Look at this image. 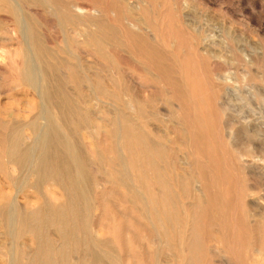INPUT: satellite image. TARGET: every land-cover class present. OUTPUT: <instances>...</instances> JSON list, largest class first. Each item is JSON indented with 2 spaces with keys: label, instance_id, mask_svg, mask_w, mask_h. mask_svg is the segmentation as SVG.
<instances>
[{
  "label": "rangeland",
  "instance_id": "374dc122",
  "mask_svg": "<svg viewBox=\"0 0 264 264\" xmlns=\"http://www.w3.org/2000/svg\"><path fill=\"white\" fill-rule=\"evenodd\" d=\"M45 1L0 0V264H10L12 260L16 264H30L32 252L39 246L46 247L47 237L53 238L56 247L63 241L60 243L63 249L72 246L70 240L77 244L78 237H72L68 224L58 214L61 200L68 196L66 190L73 186L76 190L73 189V196L84 203L83 210L90 215L92 237L99 243L94 245L101 252L99 264H153L151 256L154 260L159 257L154 264H255L252 257L260 248L255 234L264 223V0H58L60 5L56 0ZM74 4L86 9L84 15L96 17L77 14L78 18L66 20L64 11L75 12ZM82 15L90 21L84 22ZM97 17L99 24L93 21ZM33 20L36 22L32 23ZM79 20L89 25H82ZM26 22L32 28L31 33L32 30L35 33V38L29 41L22 34ZM96 27L106 31L98 33ZM134 32H139L137 38L138 33ZM141 36L149 40L144 38L149 45L143 44ZM56 58L63 64L60 60L56 62ZM35 68L41 75L44 73V80H50L43 88L46 105L30 84ZM52 68L60 73L55 74ZM63 74L66 76L62 77ZM122 79L126 84L122 85ZM130 128L163 143L169 151L166 158L156 157V161L180 214L175 221L176 233L172 231V223L165 221L173 234L170 241L160 232L158 222H154L149 210L151 203L145 202L150 195L139 183L135 170L128 169L129 177H135L129 178L134 180H129V185L117 181L112 174L120 165L119 171L127 173L121 135ZM252 129L257 134L255 139L244 134V130ZM44 133L47 140L51 137L53 141L47 151L36 145L41 135L40 138L46 137ZM231 141L235 147L248 144L254 156H245L240 162L230 152H233ZM34 149L38 154L55 152L61 174L54 171L53 178L52 174L46 176L38 162L32 168L30 152ZM119 153H123L121 158ZM113 156L118 160H112ZM92 176L95 184H91ZM148 176L152 177V173ZM44 178L47 180L42 184ZM60 180L68 185L67 189ZM58 185L61 189H56ZM128 186H136L133 190L137 197ZM160 188L159 184L154 185L156 192ZM44 202L54 207H49L50 219L44 213L35 217L32 214ZM12 208L17 209L16 217ZM7 211L14 215L13 224L7 221ZM52 225L58 227L54 229ZM10 226L18 228L13 230ZM60 233L64 235L60 237ZM162 241L170 243L171 249L165 248ZM81 243L77 245L82 247ZM231 245L233 251L229 249ZM189 246L197 251L188 252ZM78 252L79 248L73 256L77 254L79 258ZM90 264L98 263L91 260Z\"/></svg>",
  "mask_w": 264,
  "mask_h": 264
},
{
  "label": "bare ground",
  "instance_id": "6f19581e",
  "mask_svg": "<svg viewBox=\"0 0 264 264\" xmlns=\"http://www.w3.org/2000/svg\"><path fill=\"white\" fill-rule=\"evenodd\" d=\"M37 1V0H36ZM39 1V0H38ZM41 1V0H40ZM43 1V0H42ZM57 2H59L58 0H56ZM63 2H64V0H62ZM44 2L46 3V1L44 0ZM41 3V2H40ZM47 3H49V2H47ZM52 2L50 1V4H51ZM60 3L61 2H59L58 4L60 5ZM77 3V2H76ZM72 4V3H71ZM45 5H47V4H45ZM53 5V4H52ZM62 5V4H61ZM75 5V4H74ZM74 5L72 6V7H74ZM79 5H81V4H79ZM48 6V5H47ZM51 5H49V7H50ZM52 7H54V6H52ZM58 6H57V4H56V8H57ZM72 7L70 8V9H72ZM84 7V6H83ZM55 8V7H54ZM53 8V9H54ZM69 8L67 7V9L69 10ZM75 8H77V9H72L73 11H75V12H71V10L70 11H64V14H65V17L67 18H65L66 20H68L69 21V19H74L76 16H77V14H83L84 15V11L86 10V9H83L82 7H80V6H78L77 5V7H76V5H75ZM58 9V8H57ZM56 10V9H55ZM88 10V9H87ZM56 11H58V10H56ZM97 11V10H96ZM55 12V11H54ZM86 12H88V11H86ZM94 13H95V11H94ZM97 13V12H96ZM98 13H100V12H98ZM58 14V13H57ZM63 14V15H64ZM88 14L90 15V16H95L96 17V15H91L90 13H87V15H84V16H88ZM30 15V17H31V14H29ZM82 15V17L84 18V16ZM33 16V15H32ZM37 16V15H36ZM34 17V16H33ZM57 17H58V15H57ZM79 17V16H78ZM78 17H76V18H78ZM36 18H39V17H36ZM36 18H35V20H36ZM43 18V17H42ZM59 18V17H58ZM81 18V17H80ZM86 18V17H85ZM83 19L84 20V22L85 21H87V20H89L88 19V17H87V20L86 19ZM94 18V17H93ZM98 18V17H97ZM167 18V17H166ZM31 19H32V17H31ZM61 19V18H60ZM91 19V18H90ZM99 19V18H98ZM96 20V18L93 20V21H96V23H98L97 21H100V19L99 20ZM35 20H33L32 21V23L35 21ZM41 20V19H40ZM47 20V19H46ZM41 21H44V20H41ZM62 21V20H61ZM71 21V20H70ZM81 20H79V22H80ZM90 21V20H89ZM88 21V22H89ZM36 22V21H35ZM34 22V23H35ZM38 22H39V19H38ZM67 22V21H66ZM65 22V23H66ZM72 22V21H71ZM76 22H77V20H76ZM84 22H80L82 25H85V24H87V25H89L88 23H85L84 24ZM103 22V21H102ZM69 23V22H68ZM74 23H75V21H74ZM90 23H94V22H90ZM101 23V22H100ZM131 23V22H130ZM71 24V23H70ZM77 24H79V23H77ZM99 24V23H98ZM103 24V23H102ZM105 24V23H104ZM103 24V25H104ZM112 24V23H111ZM132 25L134 24V21H133V23H131ZM24 26H23V31H22V34H23V37H25L26 38V40H28L29 41V38L31 39V37L32 38H35V33L33 32V30H32V33H31V27L27 24V22L26 23H24L23 24ZM72 25V24H71ZM76 25V24H75ZM103 25H102V27H103ZM105 25H107V24H105ZM110 25V24H109ZM130 25V24H129ZM36 26H38V25H36ZM79 26L80 27H82L80 24H79ZM86 27H88V26H86ZM102 27H100V28H102ZM112 27H114V25L112 26ZM37 28V27H36ZM84 28H85V26H84ZM97 28V32H98V30H99V32L98 33H100V30L101 29H99V27H96ZM87 29H89V28H86V30ZM114 29L115 30H118V29H116V27H114ZM85 30V31H86ZM103 30V29H102ZM101 30V31H102ZM105 31H106V29H104ZM103 30V31H104ZM107 30H110V29H108V25H107ZM89 31V30H88ZM88 31H87V33H88ZM102 31V32H103ZM114 31V30H113ZM112 31V32H113ZM128 31V30H127ZM131 31L132 30H130V36H131ZM81 32V31H80ZM15 33V32H14ZM77 33H78V31H77ZM91 33V32H90ZM104 33H106V32H104ZM109 33H110V31H109ZM114 33V32H113ZM134 33H136V32H134ZM134 33H132V34H134ZM138 33V34H137ZM136 34H137V36H136V38L139 36V32H137ZM20 34V33H19ZM82 34V33H81ZM85 34H86V32H85ZM91 34H93V33H91ZM91 34H89V35H91ZM115 35L116 34H118V31H117V33H114ZM141 34V33H140ZM78 35H80V34H78ZM83 35V34H82ZM95 35V34H94ZM107 35H109L108 34V32H107ZM141 35H143V34H141ZM81 36V35H80ZM93 36V35H92ZM96 36V35H95ZM133 37H134V35H132ZM131 36V37H132ZM83 37H84V35H83ZM88 37V36H87ZM97 37V36H96ZM132 37V38H133ZM141 37H143V44L145 45V44H147L148 42H147V38H145V36H141ZM140 37V39L139 40H141L142 38ZM147 39V40H145V39ZM170 38V37H169ZM93 39L95 40V37L93 36ZM97 39V38H96ZM85 40H87V39H85ZM93 40V41H94ZM134 40H135V37H134ZM137 40V39H136ZM139 40H137L136 42L141 46L142 45V47L144 46L143 44H140L139 43ZM146 41V43H145V41ZM96 41V40H95ZM121 41V40H120ZM149 41V40H148ZM97 42H98V40H97ZM141 42V43H142ZM187 42V41H186ZM185 42V43H186ZM97 45H98V43H97ZM101 45H102V43H101ZM147 45H149V43L147 44ZM30 47H31V45H30ZM99 47H100V45H99ZM141 47V48H142ZM148 47V46H147ZM151 47V46H150ZM149 47V48H150ZM27 48V47H26ZM32 48V47H31ZM146 48V47H145ZM143 49H144V47H143ZM152 49V48H151ZM32 50V49H31ZM119 50V49H118ZM144 51V50H143ZM147 51L148 52H150V50H148L147 49ZM146 51V52H147ZM212 51V50H211ZM152 52H154V54H156L157 53V51H153L152 50ZM156 52V53H155ZM71 53V52H70ZM106 56V55H105ZM157 57H158V54L156 55ZM161 56V55H160ZM185 56V55H184ZM193 56V55H192ZM246 56V55H245ZM26 57V56H25ZM239 57V56H238ZM242 57V56H241ZM36 58H37V56H36ZM40 58V57H39ZM51 58V57H50ZM216 58V57H215ZM247 58V57H246ZM61 59H63V58H61ZM193 59V58H192ZM58 60H60V59H58ZM57 60V58H56V62L58 61ZM158 60V59H157ZM195 60V59H194ZM201 60V59H200ZM51 61H52V58H51ZM63 61V60H62ZM54 62V61H53ZM195 62V61H194ZM241 62V61H240ZM30 63V62H29ZM47 63V62H46ZM59 63V62H58ZM60 63L61 64H63L62 62H61V60H60ZM44 64V63H43ZM56 64L57 63H55V66H56ZM157 64V63H156ZM160 64V63H159ZM196 64V63H195ZM48 65V64H47ZM78 65V64H77ZM46 66V65H45ZM50 66V65H49ZM52 66V65H51ZM59 66V65H58ZM57 66V67H58ZM67 66H70V65H67ZM214 66V65H213ZM217 66V65H216ZM163 67V66H162ZM25 68V67H24ZM79 68V67H78ZM117 68V67H116ZM43 69H44V67H43ZM42 69V70H43ZM53 69V71L55 72V74L56 73H60V72H56V70H55V68H52ZM28 70V69H27ZM70 70V69H69ZM71 70H72V68H71ZM70 70V71H71ZM74 71H75V69H73ZM72 70V71H73ZM44 71V70H43ZM73 71V72H74ZM45 72V71H44ZM210 72V71H209ZM32 74L30 75L31 77L29 78V80H30V84H31V86L34 88V89H36L37 90V92L39 91V94H40V98L43 100L42 101V103L44 102V97H43V95H45V94H43V88H45V86H48V83L50 82V80H49V82H48V80H44L45 78L44 77H46V76H44V77H42L43 75H44V73H42L43 75H41V71L40 70H37L36 68H35V71H32L31 72ZM46 73H48V72H46ZM62 74V73H61ZM73 74V73H72ZM199 74V73H198ZM47 75V74H46ZM52 75V74H51ZM50 75V76H51ZM64 75V74H63ZM76 75V74H75ZM26 76V75H25ZM49 75H47V77H48ZM57 76H59V75H57ZM60 76H62V75H60ZM66 75H64V76H62V77H65ZM77 76V75H76ZM68 77V76H67ZM66 77V78H67ZM199 77V76H198ZM214 77V76H213ZM49 79H50V77H48ZM54 78V77H53ZM52 78V79H53ZM77 78V77H76ZM62 79V78H61ZM71 79H72V77H71ZM79 79H81V78H79ZM79 79L76 81V83H78V81H79ZM119 80H120V78H118ZM212 79V78H211ZM55 80V79H54ZM57 80V79H56ZM64 80H66V79H64L63 78V81ZM69 80V79H68ZM82 80V79H81ZM91 80V79H90ZM89 80V81H90ZM116 80H117V78L115 79V82H116ZM123 81V83H122V85H124V83L126 82H124V79H122ZM51 81H53V80H51ZM58 81V80H57ZM61 81V80H60ZM59 81V82H60ZM75 81V80H74ZM118 81V80H117ZM121 81V80H120ZM120 81H119V83H120ZM64 82H66V81H64ZM81 82H83V81H80L79 83H80V85H81ZM92 82H93V80H92ZM113 82V84H114V81H112ZM26 83H28V82H26ZM53 83V82H52ZM61 83H63L62 81H61ZM60 83V84H61ZM68 84H69V82H67ZM75 83V82H74ZM90 83V82H89ZM92 84V83H91ZM116 84H118V83H116ZM116 84H115V86H116ZM126 84V83H125ZM138 84V83H137ZM29 85V84H28ZM50 85H52V84H50ZM54 85V84H53ZM64 85V84H63ZM79 85V84H78ZM94 85V84H93ZM30 86V85H29ZM56 86H58V82L56 83ZM121 86V85H120ZM64 87H65V85H64ZM58 88H60V86L58 87ZM47 89V88H46ZM209 89H212V87L210 88L209 87ZM48 90V89H47ZM52 90V89H51ZM54 90V89H53ZM189 91V90H188ZM224 91V90H223ZM47 92V91H46ZM62 90H61V94H62ZM200 93V92H199ZM38 94V95H39ZM65 94V93H64ZM55 95V94H54ZM57 95H58V93H57ZM48 96V95H47ZM59 96V95H58ZM63 96V95H62ZM191 96V95H190ZM214 96V95H213ZM46 98V97H45ZM64 98V97H63ZM215 98V97H214ZM39 100V99H38ZM49 100V99H48ZM59 100V99H58ZM65 100V99H64ZM203 100H204V98H203ZM71 101V100H70ZM75 101V100H74ZM183 101V100H182ZM59 102H60V100H59ZM65 102H67V101H65ZM65 102H63V103H65ZM45 103V102H44ZM43 103V104H44ZM52 103V102H51ZM61 103V102H60ZM95 103V102H94ZM139 103V102H138ZM197 103V102H196ZM65 104H67V103H65ZM75 104H76V102H75ZM45 105H46V103H45ZM44 106V105H43ZM42 106V107H43ZM140 106V105H139ZM142 106V105H141ZM195 106V105H194ZM45 108H46V106H44ZM75 107V106H74ZM78 107V106H77ZM220 107V106H219ZM45 108H44V110H45ZM119 108V107H118ZM141 109H142V107H140ZM48 109V108H47ZM59 109V108H58ZM75 109V108H74ZM219 109H221V108H219ZM41 110H42V108H41ZM195 110V109H194ZM194 110H193V112H194ZM48 110H45V112H47ZM78 111H80V110H78ZM77 111V112H78ZM81 111H82V109H81ZM137 111V110H136ZM220 111V110H219ZM223 111V110H222ZM60 112V111H59ZM58 112V113H59ZM76 112V111H75ZM76 112V113H77ZM112 112V111H111ZM115 112V111H114ZM75 113V114H76ZM80 113H82V112H80ZM79 113V114H80ZM45 114V113H44ZM63 114V113H62ZM71 114V113H70ZM74 114V113H73ZM83 114H84V112H83ZM82 114V115H83ZM120 114H122V113H120ZM129 114V113H128ZM78 115V114H77ZM76 115V116H77ZM131 115V114H130ZM202 115V114H201ZM211 115V114H210ZM80 116V115H79ZM85 116V115H84ZM122 116V115H121ZM123 116H125V114L123 115ZM220 116V115H219ZM86 117V116H85ZM88 117V116H87ZM120 117V115L118 116V118ZM133 117V116H132ZM194 117H195V115H194ZM66 118V117H65ZM123 119L125 118H127V117H122ZM199 118V117H198ZM77 119H79V117L77 118ZM116 119V118H115ZM114 119V120H115ZM124 119V120H125ZM133 119V118H132ZM221 119V118H220ZM57 120H59V119H57ZM74 120V119H73ZM88 120V119H87ZM191 120V119H190ZM62 121V120H61ZM70 121V120H69ZM118 121V119H116V122ZM121 121V120H120ZM75 122V121H74ZM80 122V121H79ZM112 122L115 124L116 122H114L113 120H112ZM122 122V121H121ZM132 122V121H131ZM47 123V122H46ZM111 123V122H110ZM133 123V122H132ZM209 123V122H208ZM49 124V123H48ZM62 124V123H61ZM69 124V123H68ZM75 124V123H74ZM113 124V125H114ZM122 124V123H121ZM124 124V123H123ZM220 124V123H219ZM70 125H71V122H70ZM111 125V124H110ZM117 125V124H116ZM116 125H114V126H116ZM120 125V124H119ZM133 125H134V123H133ZM136 125V124H135ZM113 126V127H114ZM64 127V126H63ZM67 127V126H66ZM122 127V125L120 126V128ZM45 128V127H44ZM43 128V129H44ZM65 128V127H64ZM180 128H182V127H180ZM257 128V127H256ZM50 129V128H49ZM116 129V128H115ZM122 129V128H121ZM135 129V128H134ZM182 129H184V128H182ZM125 130V129H124ZM240 130V129H239ZM28 131V130H27ZM45 131H48V130H45ZM122 130H120V132H121ZM126 132H125V134H122L121 135V143H122V145L124 146L123 148H124V150H123V153H126V155L125 156H123L124 157V162H123V164H125V168H126V174H124V172L123 173H121L119 170H120V167L122 166V165H120V167L117 169V170H113L114 171V173H112L113 175H114V177H116L117 178V181L119 180L121 183H123L124 185H129V178L132 176L133 177V175H131L130 177H129V171H128V169H129V167H130V169L132 168V171L133 170H135V172H136V176H137V179L139 180V183H141V184H143V186H144V188H145V190H146V192L150 195V198L149 199H145V202L147 201V200H149L150 201V203H151V209H149V210H152V213H153V216H154V218H155V220H154V222L156 221V222H158L157 224H159V226L158 227H160V232L163 234V236L166 238V240H169L170 238V234H172V232H171V229H170V227L168 228V226H165L166 224H165V221H168L169 223H172V225H171V227H172V231L174 232V233H176L175 231H176V226H175V221H178L179 219H180V214H179V211H178V209H177V207H176V205H175V202L172 200L173 199V197H172V192H171V189H170V187H169V185H168V183H167V180H166V178H165V176L163 175V172L161 171V168L157 165V159H156V157H158V158H160L161 156H164L165 157V155L167 156V154H168V150L166 149V146L164 147L162 144H160V142L158 143L157 141L156 142H154L152 139H150L151 137L148 135V137L147 136H145L144 135V133L142 134L141 132V134L142 135H140V134H138V129H137V131H135V130H133V129H128V130H125ZM253 131V129L251 130V132L250 131H248V130H244V134L245 135H247L248 136V138L250 137V138H254V136L255 135H257V134H255V133H253L252 132ZM259 131V130H258ZM61 132H63L62 130H61ZM109 132V131H108ZM114 132H116V131H114ZM241 132H243V131H241ZM188 133V132H187ZM261 133V132H260ZM39 134V133H38ZM41 134V133H40ZM69 134V133H68ZM118 134V133H117ZM147 134V133H146ZM186 134V133H185ZM193 134V133H192ZM259 134V133H258ZM58 135V134H57ZM56 135V136H57ZM116 135V134H115ZM115 135H114V138H115ZM119 136H120V134H118ZM187 135V134H186ZM185 135V136H186ZM263 135V134H262ZM39 136V135H38ZM38 136H36V137H38ZM42 136V135H41ZM40 136V137H41ZM44 136H46L45 138H38V140H37V142H36V145H39V146H41V147H43V149L45 150V151H47L48 149H49V147H50V145H49V142L51 141V137L49 138V140H47V133H44ZM48 136H49V134H48ZM54 136V135H53ZM59 136V135H58ZM117 136V135H116ZM230 136V135H229ZM234 136V135H233ZM244 136V135H243ZM35 137V138H36ZM55 137V136H54ZM67 137V136H66ZM104 137V136H103ZM109 137V136H108ZM191 137V136H190ZM195 137V136H194ZM69 138H70V136H69ZM244 138H245V136H244ZM247 138V139H248ZM54 139V138H53ZM52 139V140H53ZM56 139V138H55ZM60 140H62L61 138H59ZM66 139H68V137L66 138ZM109 139H111V136H110V138ZM117 139V138H116ZM120 139V138H119ZM255 139V138H254ZM56 141H58L57 139H56ZM73 142H74V140H72ZM111 141H112V139H111ZM110 141V144L112 143ZM116 141H118V139L116 140ZM120 141V140H119ZM118 141V142H119ZM171 141V140H170ZM230 141V140H229ZM52 143H53V141H51ZM63 142V141H62ZM66 142V141H65ZM67 142H68V140H67ZM66 142V143H67ZM186 142V141H185ZM222 142V141H221ZM234 141H231V143L229 144L230 146H231V148H232V150H233V152L232 151H230L233 155L232 156H235L236 157V159H239V161L243 158V157H245V156H254L253 154H254V151H253V149L250 147V146H247V145H244L243 143H247V142H245V140H244V142L241 144V145H243L242 147L241 146H239V147H235V144L233 143ZM248 142H250V141H248ZM251 142H252V140H251ZM64 143V142H63ZM66 143H64L65 145H66ZM76 143V142H75ZM116 143V142H115ZM121 143H119V144H121ZM188 143V142H187ZM62 144V143H61ZM67 144H69V143H67ZM113 144V143H112ZM118 144V145H119ZM258 144V143H257ZM34 145V144H33ZM77 145V144H76ZM118 145H116V146H118ZM252 145V144H251ZM255 145V144H254ZM55 146V145H54ZM68 147H71V149H72V146L71 145H67ZM75 146V145H74ZM113 145H111V147H112ZM34 147V146H33ZM32 147V148H33ZM52 147V146H51ZM58 147V146H57ZM62 147H63V145H62ZM65 147V146H64ZM119 147H121V145H119ZM226 147V146H225ZM36 148V147H35ZM75 148L76 147H74V150H75ZM113 148V147H112ZM261 148V147H260ZM38 149V148H37ZM42 149V148H41ZM51 149L52 148H50V151H51ZM56 148L54 147V151L56 152V150H55ZM60 149H62V148H60ZM121 149V148H120ZM120 149L118 150L117 148H116V150H118V151H120ZM262 149H263V147H262ZM30 150V149H29ZM44 150H42V152L44 151ZM53 150V149H52ZM63 150H64V148H63ZM77 150H78V148H77ZM115 150V151H116ZM122 150V149H121ZM170 150V149H169ZM32 151V150H31ZM111 151H112V149H111ZM110 151V152H111ZM125 151V152H124ZM229 151V150H228ZM41 152V151H40ZM55 152H53L54 154H52V152H50V153H47V155L45 154V152L42 154V153H40V154H38L37 152H36V149H34L33 150V152L31 153L30 152V154H31V161H32V168L33 167H36L38 164L40 165V167L41 168H43V170H44V174L47 176H50L52 173L54 174V171L56 172H60L59 170H61V166H60V164H59V161H57V157L55 156ZM58 152V151H57ZM64 152V151H63ZM172 152V151H171ZM171 152H170V154H171ZM220 152H221V150H220ZM59 153V152H58ZM57 153V154H58ZM81 153V152H80ZM113 153V152H112ZM116 153L118 154V152L116 151ZM121 153V152H120ZM120 153H119V156H120V158H121V156L123 155V153H122V155H120ZM263 153V152H262ZM29 154V155H30ZM63 155V154H62ZM80 155V154H79ZM116 155V154H115ZM169 155V154H168ZM222 155V154H221ZM58 156V155H57ZM118 156V155H117ZM87 157V156H86ZM123 157H122V159H123ZM172 157H174V156H172ZM171 157V158H172ZM28 158H29V156H28ZM100 158V157H99ZM107 158V157H106ZM163 158V157H162ZM166 158V157H165ZM74 159V158H73ZM82 159V158H81ZM112 160H118L117 158H114V156L111 158ZM29 160V161H30ZM63 160V159H62ZM111 160V163H113V161ZM30 161V162H31ZM78 161V160H77ZM102 161V160H101ZM107 161V160H106ZM37 162H38V164H37ZM90 162V161H89ZM88 162V163H89ZM99 162H100V159H99ZM116 162H118V161H116ZM231 162V161H230ZM241 162V161H240ZM75 163V162H74ZM110 163V162H109ZM122 163V162H121ZM120 163V164H121ZM72 164V163H71ZM76 164H78L77 162H76ZM184 164V163H183ZM63 165H66V164H63ZM73 165H75V164H73ZM87 165V164H86ZM111 165V164H110ZM76 166V165H75ZM89 166V165H88ZM67 167V166H66ZM68 167H69V165H68ZM85 167H87V166H85ZM116 167H118V166H116ZM252 167V166H251ZM63 168V167H62ZM70 168V167H69ZM72 168H74L73 166H72ZM88 169H89V167H87ZM115 168V167H114ZM123 168V167H122ZM236 168V167H235ZM249 168V167H248ZM29 169H31V167L29 168ZM35 169V168H34ZM68 169V168H67ZM92 169V168H91ZM129 169V170H130ZM42 170V169H41ZM42 170V171H43ZM63 170V169H62ZM87 170V169H86ZM98 170H100V168L98 169ZM151 171V173H152V177H150V176H148L149 174H151L150 172L148 173V171ZM78 171V170H77ZM82 171V170H81ZM89 172H90V170H88ZM91 171H93V170H91ZM112 171V172H113ZM229 171V170H228ZM29 172V171H28ZM34 172H35V170H34ZM88 172V173H89ZM36 174H37V172H35ZM39 173H41L40 171H39ZM63 173V172H62ZM74 173V172H73ZM77 172H75V174H76ZM81 172H79L78 171V175L80 174ZM94 173V176H95V173L96 172H93ZM132 173V172H131ZM148 173V174H147ZM53 174L51 175L52 176V178H53ZM60 174H61V172H60ZM64 174V173H63ZM74 174V175H75ZM90 174V173H89ZM238 174V173H237ZM237 174H236V177H237ZM40 175L41 174H39V176L37 175V177L39 178L40 177ZM84 175H86V174H84ZM134 175H135V173H134ZM211 175V174H210ZM209 175V176H210ZM60 176V175H59ZM65 176V175H64ZM67 176V175H66ZM70 176H71V174H70ZM80 176V175H79ZM97 176V175H96ZM57 177V176H56ZM61 177V176H60ZM63 177V176H62ZM84 177V176H83ZM245 177V176H244ZM36 178V177H35ZM37 178V179H38ZM47 178H49V177H47ZM47 178L45 179L44 178V182L42 183V184H44L45 182H46V180H47ZM68 178V177H67ZM77 178V177H76ZM79 178V177H78ZM97 177H95V179H96ZM112 178V177H111ZM115 178V179H116ZM133 178H135V177H133ZM133 178L130 180V181H134L133 180ZM195 178V177H194ZM50 179V178H49ZM48 179V180H49ZM57 179H59V178H57ZM92 179H93V176H92ZM98 179V178H97ZM115 179H113V180H115ZM212 179V178H211ZM38 180H40V179H38ZM68 180V179H67ZM66 180V181H67ZM79 181L78 182H80V179H78ZM61 181V180H60ZM93 181H94V179L91 181L92 183L91 184H95V183H93ZM95 181H97V183L96 184H98V180H95ZM191 181H193L192 179H191ZM195 181V180H194ZM35 182V184H36V180L34 181ZM47 182H49V181H47ZM53 182V181H52ZM65 182V181H64ZM72 182V181H71ZM114 182H116V181H114ZM240 182V181H239ZM242 182V181H241ZM37 183H38V181H37ZM39 183H40V181H39ZM38 183V184H39ZM58 184H59V182H57ZM61 183L62 184H64V186H65V183H63V181H61ZM67 183V182H66ZM90 183V182H89ZM117 183V182H116ZM136 183V182H135ZM135 183H134V185H135ZM50 184V183H49ZM55 184V183H54ZM67 184H69V183H67ZM73 184H74V182H72V186H73ZM81 184V183H80ZM87 184V183H86ZM101 184V183H100ZM104 184V183H103ZM118 184V183H117ZM132 184L133 183H131L130 185L132 186ZM156 184H159L160 185V190L158 191V192H156L155 191V189H154V185L156 186ZM184 184H185V181H184ZM186 184H187V182H186ZM33 185H34V183H33ZM137 185H138V183H137ZM37 186V185H36ZM39 186V185H38ZM42 186H44V185H42ZM54 186V185H53ZM56 186H57V184H56ZM55 186V187H56ZM68 186V185H67ZM67 186H65V189H67ZM80 186V185H79ZM123 186V185H122ZM70 187V186H69ZM74 187L75 186H73L72 188H69V189H67L66 190V194L68 195L67 197H65L66 199H63V200H61L62 202H60V210H59V215H60V217H61V220L62 221H64L65 223H67L68 224V226H69V230L68 231H70L69 233L71 234V233H73L74 235L72 236L73 238H75V237H78V238H76V240L78 239V242H77V244H79V243H81V241L83 242V246L81 247V244L78 246L77 244L76 245H73V242L70 240V242L69 241H67V242H69L72 246H69L68 244V246L66 247H64V249H63V245H61L62 244V242L63 241H61L59 244H56V245H59V247L57 246H55L53 243H52V240L51 239H53L51 236V239L50 238H48L47 237V243H46V247L44 246V248L43 247H41V246H39L36 250H35V252L33 253L32 252V257H31V259H30V264H75V262L76 261H78V263L80 262V263H82V264H90V261L92 260V262L93 261H97V263L99 264L100 263V251H98L96 248H97V246H96V248H95V245H94V243H95V239L93 240V238L94 237H92V233H91V230H90V224H89V221H88V217L90 216H87L85 213L87 212V210L85 209V211L83 210V208H84V206H83V204H81V201H79V199L76 197V196H73V193H74ZM129 187V186H128ZM136 186H133V188H130L131 189V191H133V193L136 191V190H133L134 188H135ZM253 187H254V185H253ZM35 188V187H34ZM39 188V187H38ZM81 188V187H80ZM126 188V187H125ZM156 188V187H155ZM56 189H61V188H59V185H58V188L56 187ZM74 189V190H73ZM76 189H77V187H76ZM40 190V189H39ZM63 190H64V188H63ZM139 189H137V191H138ZM76 191V190H75ZM79 191V190H78ZM129 191V190H128ZM144 191V190H143ZM63 191H61V193H62ZM139 192H141L140 190H139ZM136 193V192H135ZM142 193H144V192H142ZM38 194H40V192L38 193ZM63 194H64V192H63ZM129 194V193H128ZM78 195V194H77ZM130 195V194H129ZM134 195V194H133ZM139 195H140V193H139ZM143 195V194H142ZM237 195H239V194H237ZM135 196V195H134ZM136 197H137V193H136ZM140 197H141V195H140ZM143 197H144V195H143ZM49 198V197H48ZM139 198V197H138ZM146 198H147V196H146ZM239 198V197H238ZM237 198V199H238ZM47 201H48V199L47 198H45ZM137 198H135V200H136ZM240 199V198H239ZM86 200H88L87 198H86ZM138 200V199H137ZM141 200H142V198H141ZM45 201V200H44ZM239 202V201H238ZM62 203V204H61ZM196 203V202H195ZM256 203V202H255ZM12 204V203H11ZM50 204V203H49ZM57 204H59V203H57ZM90 204V203H89ZM56 205V204H55ZM88 205V204H87ZM128 205V204H127ZM148 205V204H147ZM150 205V204H149ZM12 206V205H11ZM50 206H51V204H50ZM49 205H48V202H44V203H42V205H41V207H38L39 209H37V211H34L32 214L34 215V217L36 216V215H38V214H41V213H44L46 216H45V218H47V219H50L51 217V215L50 214H52V210L50 211V209H49V207H50ZM145 206V205H144ZM56 207V206H55ZM236 207H237V205H236ZM1 208H3L2 206H1ZM4 208H5V206H4ZM51 208V207H50ZM52 208H54V207H52ZM51 208V209H52ZM57 208H58V206H57ZM86 208V207H85ZM105 208V207H104ZM6 209V208H5ZM4 209V210H5ZM148 209V208H147ZM200 209H202V208H200ZM3 210V211H4ZM9 210H10V208H9ZM55 210V209H54ZM13 211V208H12V210H11V212ZM56 211V210H55ZM58 211V210H57ZM0 212H2V210L0 211ZM8 212V214H6V218H7V221H9L10 222V224H13L14 222H13V217L12 216H14L15 215V217H16V212H17V209H16V211H13L15 214L14 215H12V213L10 212V211H7ZM51 212V213H50ZM54 212V211H53ZM150 211H148V213H149ZM199 212H200V210H199ZM4 213H5V211H4ZM18 213V212H17ZM22 213H23V211H22ZM57 213V212H56ZM24 214H25V212H24ZM259 214H260V212H259ZM2 215H5V214H2ZM1 215V216H2ZM23 215V214H22ZM27 214H25V216H26ZM150 215H151V213H150ZM31 216V215H30ZM58 216V215H57ZM246 217H248L247 215H245ZM38 217H40V216H38ZM38 217H36V219L38 218ZM53 217V216H52ZM152 217V216H151ZM187 217V216H186ZM245 217V218H246ZM2 218V217H1ZM18 218V217H17ZM17 218H15V220L17 219ZM263 218V216H261V219ZM42 219H44V217H42ZM57 219H58V217H57ZM5 220V219H4ZM24 220V219H23ZM52 220V219H51ZM56 220V219H55ZM153 220V219H152ZM3 221V220H2ZM17 221H18V219H17ZM33 221H35V222H37V221H39V220H33ZM223 221V220H222ZM260 222L262 221V220H259ZM50 222V221H49ZM48 222V223H49ZM53 222V221H52ZM59 222V221H58ZM260 222H259V224H260ZM15 223H16V221H15ZM27 223V222H26ZM42 223V222H41ZM47 223V224H48ZM54 223V222H53ZM263 223V222H262ZM261 223V224H262ZM7 224V223H6ZM34 224V223H33ZM52 224V223H51ZM54 224H56V223H54ZM53 224V225H54ZM62 224V223H61ZM60 224V225H61ZM261 224L259 225V232L256 230V232H258L257 234H255L256 235V241H258L259 243H260V248L259 249H256V251H255V255L252 257V260H253V262L255 263V264H264V230H262V228H264V225H263V227L261 226ZM264 224V223H263ZM3 225H4V222H3ZM16 225V224H15ZM17 225H18V223H17ZM16 225V226H17ZM26 225V224H25ZM53 225L51 226V227H53ZM58 225V224H57ZM13 226V225H12ZM15 226V228H18V227H16ZM27 226V225H26ZM30 226V225H29ZM55 226V225H54ZM62 226V225H61ZM66 226V225H65ZM258 226V225H257ZM11 227V226H10ZM56 227H58V226H56ZM56 227H53L54 229L56 228ZM155 227H157V226H155ZM179 227V226H178ZM237 227V226H236ZM235 227V228H236ZM12 229H13V227H11ZM15 228L13 229V230H15ZM62 228V227H61ZM26 229V228H25ZM43 229V228H42ZM50 229H52V228H50ZM53 229V230H54ZM58 229H60V228H58ZM66 229V228H65ZM158 229V228H157ZM227 229V228H226ZM253 229V228H252ZM17 230V229H16ZM63 230V229H62ZM12 230L10 229V232H11ZM29 231H31V230H29ZM60 232H63V231H61V230H59ZM127 231H128V229H127ZM159 231V230H158ZM56 232H58V230H56ZM155 232H157V231H155ZM171 232V233H170ZM196 232V231H195ZM12 233V232H11ZM13 233H14V231H13ZM49 235H52V234H50V230H49ZM160 233V234H161ZM17 234V233H16ZM16 234H15V236H16ZM41 234H43V231H42V233ZM61 235H60V237L61 236H63L64 234L63 233H60ZM63 234V235H62ZM157 234H159V232H157ZM159 234V235H160ZM235 234V233H234ZM31 235V234H30ZM66 235H67V233H66ZM77 235V236H76ZM173 235V234H172ZM10 236H12V235H10ZM38 236V235H37ZM43 236V235H42ZM68 236V235H67ZM161 236V235H160ZM14 237V236H13ZM41 237V236H40ZM69 237V236H68ZM67 237V238H68ZM71 237V236H70ZM235 237V236H234ZM43 238V237H42ZM66 238V239H67ZM32 240H33V238H32ZM64 240V239H63ZM74 240V239H73ZM97 240V239H96ZM224 240V239H223ZM14 241V240H13ZM54 241V240H53ZM98 241V240H97ZM170 241V240H169ZM213 241V240H212ZM211 241V242H212ZM67 242H65V243H67ZM102 242V241H101ZM109 242V241H108ZM165 242V241H164ZM15 243V242H14ZM13 243V244H14ZM56 243V242H55ZM75 243V242H74ZM106 242H104L103 244H105ZM162 243H163V241H162ZM37 244V243H36ZM35 244V245H36ZM95 244H99V243H95ZM107 244V243H106ZM164 244V243H163ZM168 245H166V244H164V245H166V247L165 248H167L168 250H170L171 248V244L170 243H167ZM20 245V244H19ZM40 245V244H39ZM61 245V246H60ZM156 245V244H155ZM16 246V245H15ZM38 246V245H37ZM107 246V245H106ZM147 246V245H146ZM174 246V245H173ZM229 246V245H228ZM232 246V245H231ZM35 248V247H34ZM78 248H79V250H80V252H78L79 253V258H76V256H77V254H75L74 256H75V258H76V261L75 262H72V260L74 259L75 260V258H74V256H73V253L75 252V251H78ZM180 248H181V250H180V252H181V254H183L182 252H183V248L180 246ZM233 246L232 247H229V249L230 250H232L233 251ZM99 249V248H98ZM235 249V248H234ZM10 250H11V248H10ZM25 250V249H24ZM185 250H187V249H185ZM191 250L192 251H197V249L195 248V247H193V246H189V248H188V252H190L191 253ZM202 250V249H201ZM235 251V250H234ZM11 252V251H10ZM27 252V251H26ZM186 252V251H185ZM184 252V253H185ZM25 253V252H24ZM29 253V252H28ZM27 253V254H28ZM77 253V252H76ZM192 253H195V252H192ZM10 254V253H9ZM18 254V253H17ZM140 254V253H139ZM157 254H159V252L157 253ZM186 254V253H185ZM30 255H31V253H30ZM101 255H103V254H101ZM145 255V254H144ZM150 255H152V254H150ZM156 255V254H155ZM154 255V256H155ZM195 255V254H194ZM233 255H234V253H233ZM12 256V255H11ZM28 256H29V254H28ZM104 256V255H103ZM149 256V255H148ZM10 257V256H9ZM13 257H15V256H13ZM13 257H12V259H13ZM145 257V256H144ZM184 257V256H183ZM27 258H29V257H27ZM73 258V259H72ZM104 258H106V257H104ZM112 258V257H111ZM151 258V263H153L154 264V262H156V260H158L157 258H159V257H157L156 258V260H154L153 258H152V256L150 257ZM155 258V257H154ZM15 259V258H14ZM77 259H79V260H77ZM91 259V260H90ZM25 259H23V261H24ZM29 260V259H28ZM88 260H90L89 262H88ZM138 260V259H137ZM160 260V259H159ZM16 261H17V258H16ZM109 261V260H108ZM107 261V259H106V262H108ZM161 261V260H160ZM238 261V260H237ZM9 262H10V260H9ZM15 262V260L13 261H11L10 262V264H16V263H14ZM110 262V261H109ZM18 263V262H17ZM26 262H24L23 264H25ZM110 264H112L111 262H110ZM159 264H160V262H159Z\"/></svg>",
  "mask_w": 264,
  "mask_h": 264
}]
</instances>
